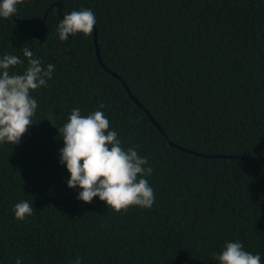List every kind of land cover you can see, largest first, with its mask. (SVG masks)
<instances>
[{
    "label": "trees",
    "instance_id": "1",
    "mask_svg": "<svg viewBox=\"0 0 264 264\" xmlns=\"http://www.w3.org/2000/svg\"><path fill=\"white\" fill-rule=\"evenodd\" d=\"M56 2L95 13L101 61L163 133L101 66L93 34L59 39ZM24 48L55 67L31 92L28 131L0 143V264H219L228 242L264 264V0H29L0 18V58L23 61L10 74L26 70ZM74 108L103 112L122 148L147 159L151 208L77 199L59 154ZM21 201L33 206L25 221Z\"/></svg>",
    "mask_w": 264,
    "mask_h": 264
},
{
    "label": "clouds",
    "instance_id": "2",
    "mask_svg": "<svg viewBox=\"0 0 264 264\" xmlns=\"http://www.w3.org/2000/svg\"><path fill=\"white\" fill-rule=\"evenodd\" d=\"M27 3L29 0H2L0 18H13L18 6ZM96 23L92 10H73L58 23L59 39L67 41L78 33L91 36ZM23 55L27 58V68L22 74H10V69L23 64L20 58L15 55L0 58V143L20 142L33 124L32 117L38 107L31 92L47 87L52 79L53 64L45 67L28 48H24ZM109 129L110 122L103 112L97 110L82 116L79 108L72 110L68 122L59 130L64 143L59 150L60 163L66 165L70 174L67 186L81 189L78 200L91 203L94 197H99L116 213L127 212L133 206L151 208L155 197L147 177L153 169L136 149L122 148L117 132ZM32 215L33 206L28 201L14 206L16 220L25 221ZM216 259L219 264H260V256L244 250L240 242L226 243ZM16 264L21 261L17 259ZM73 264H81L80 259Z\"/></svg>",
    "mask_w": 264,
    "mask_h": 264
},
{
    "label": "water",
    "instance_id": "3",
    "mask_svg": "<svg viewBox=\"0 0 264 264\" xmlns=\"http://www.w3.org/2000/svg\"><path fill=\"white\" fill-rule=\"evenodd\" d=\"M55 5L58 6L57 11L60 13V17L63 18L64 15H66V14H62L60 3H59V2H56ZM45 18H46V13H45L44 16H43V20H44ZM20 21H23L24 23H28V24H32V23H36V24H37V23H40L42 20H20ZM93 36H94V44H95L96 56H97V59H98L99 63L101 64V66L104 67L109 73H111L113 76H115L116 78H118V79L121 81L122 85H124L125 89L128 91V93H129V95L131 96V98L137 103V105H139V106H140V107H141V108L147 113V115H148L149 119L152 121V123H154V124L158 127V129L163 133L161 127L155 122L154 118L150 115V113H149V112L143 107V105H142L137 99H135V98L132 96V94L129 92V89H128L126 83L124 82V80H123V79H122V78H121L116 72H114V71H112L111 69L107 68V67L103 64V62L101 61V58H100V56H99V50H98V47H97V38H96V30H95V29H94V32H93ZM177 147H179V146H177ZM179 148H181V147H179ZM181 149H183V148H181ZM187 151H189V152H193V151H190V150H188V149H187ZM194 153H196L197 155H202V156H206V157H219V156H220V157H225V158H235V159L255 160V158H251V157H243V156L228 155V154H226V155H225V154L220 155V154H201V153H197V152H194ZM257 160H263V161H264V159H257Z\"/></svg>",
    "mask_w": 264,
    "mask_h": 264
}]
</instances>
